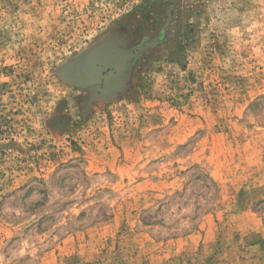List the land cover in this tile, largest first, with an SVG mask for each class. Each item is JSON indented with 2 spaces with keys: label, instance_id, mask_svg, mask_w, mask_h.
Masks as SVG:
<instances>
[{
  "label": "rangeland",
  "instance_id": "374dc122",
  "mask_svg": "<svg viewBox=\"0 0 264 264\" xmlns=\"http://www.w3.org/2000/svg\"><path fill=\"white\" fill-rule=\"evenodd\" d=\"M0 264H264V0H0Z\"/></svg>",
  "mask_w": 264,
  "mask_h": 264
}]
</instances>
